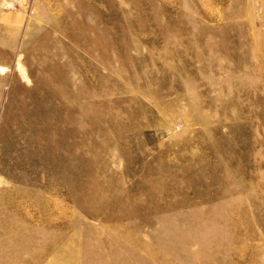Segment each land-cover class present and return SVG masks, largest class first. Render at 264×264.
<instances>
[{"label":"rangeland","instance_id":"rangeland-1","mask_svg":"<svg viewBox=\"0 0 264 264\" xmlns=\"http://www.w3.org/2000/svg\"><path fill=\"white\" fill-rule=\"evenodd\" d=\"M0 264H264V0H0Z\"/></svg>","mask_w":264,"mask_h":264}]
</instances>
